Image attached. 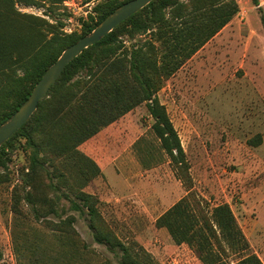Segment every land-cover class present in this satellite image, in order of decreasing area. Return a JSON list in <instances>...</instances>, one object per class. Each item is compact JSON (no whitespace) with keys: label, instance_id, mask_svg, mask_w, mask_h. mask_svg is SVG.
<instances>
[{"label":"rangeland","instance_id":"obj_1","mask_svg":"<svg viewBox=\"0 0 264 264\" xmlns=\"http://www.w3.org/2000/svg\"><path fill=\"white\" fill-rule=\"evenodd\" d=\"M57 1L22 2L16 9L57 29L62 23L64 35H80L83 22L95 17L93 9L101 2ZM235 1L238 15L174 74L163 77L157 93L181 139L192 185L162 149L146 103L79 146L78 154L51 155L36 176L30 169L31 151L20 139L0 182V264L122 263L118 249L96 243L87 213L71 210L65 197L57 201L59 214L47 221L76 217V249L43 219L37 222L23 199L20 213L14 211L24 190L56 199V190L69 193L71 188L95 196L105 226L134 257L151 256L154 264H205L194 248L177 244L161 223L171 208L187 200L200 216L197 202L209 212L228 204L251 252L264 264V0H259L262 10L252 0ZM153 40L150 32L133 39L124 36L122 53L127 57L133 45ZM88 79L82 72L72 83ZM84 157L100 168L99 177L88 180L83 175L80 169L88 170ZM61 173L69 184L60 182ZM84 244L87 260L73 257L72 251L83 252ZM228 254H222L226 264L245 255Z\"/></svg>","mask_w":264,"mask_h":264},{"label":"trees","instance_id":"obj_2","mask_svg":"<svg viewBox=\"0 0 264 264\" xmlns=\"http://www.w3.org/2000/svg\"><path fill=\"white\" fill-rule=\"evenodd\" d=\"M37 1L0 0V125L28 99L35 85L65 49L90 34L109 14L130 0H101L93 9L95 17L90 16L83 22L80 35H64L60 30L62 23L57 29L44 19L16 9L17 3L32 5ZM252 1L255 6H260L259 0ZM239 11L235 0H189L188 3L154 0L131 16L68 65L30 120L0 148V182L6 178L2 171H6L12 161L16 141H26L25 145L31 151L30 169L36 176L45 162L53 158L51 155L62 158L71 153L78 154L79 146L146 103L162 149L182 179L192 185L181 139L157 93L163 77L174 74ZM262 21L264 23V17ZM148 32L152 33L153 41L133 45L127 57L123 55L122 37L133 39ZM82 72H86L89 79L72 83ZM83 162L88 170H80L88 180L101 175L96 163L87 157ZM58 178L63 185L69 184L63 173ZM62 197L70 201L71 210L87 213L94 240L118 249L122 253L121 264H154L151 256L147 255L146 259L139 255L134 257L132 249L105 226L99 200L82 190L71 188L69 193L56 190L57 200L24 190L23 197L16 198L14 211L20 213L19 204L23 199L37 222L43 219L53 232L68 237L65 243L69 242L76 249L80 238L75 229L76 217H60L55 223L47 221L50 216L59 214L57 201ZM197 208L200 216L193 213L187 200H182L162 217L161 223L169 229L177 244L194 248L205 264H226L222 254L228 258L230 251L238 255L245 253L236 264H263L251 252L228 204L218 205L209 212L197 202ZM87 248L84 244L83 252L72 251L73 257L87 260L90 254Z\"/></svg>","mask_w":264,"mask_h":264},{"label":"water","instance_id":"obj_3","mask_svg":"<svg viewBox=\"0 0 264 264\" xmlns=\"http://www.w3.org/2000/svg\"><path fill=\"white\" fill-rule=\"evenodd\" d=\"M154 0H130L109 14L90 34L83 36L62 53L60 58L45 72L21 107L0 125V148L20 130L37 111L40 102L47 97L68 65L86 49L96 45L116 27L137 14Z\"/></svg>","mask_w":264,"mask_h":264}]
</instances>
